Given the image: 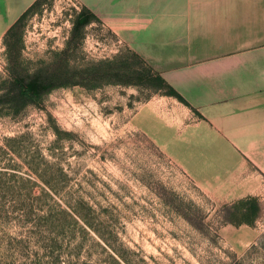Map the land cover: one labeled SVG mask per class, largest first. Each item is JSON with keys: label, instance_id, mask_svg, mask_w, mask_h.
Here are the masks:
<instances>
[{"label": "rangeland", "instance_id": "rangeland-1", "mask_svg": "<svg viewBox=\"0 0 264 264\" xmlns=\"http://www.w3.org/2000/svg\"><path fill=\"white\" fill-rule=\"evenodd\" d=\"M80 11L41 0L0 39V264H264V191L253 226L228 222L177 163L178 99L120 82L145 66L94 19L73 38ZM53 76L37 102L13 84Z\"/></svg>", "mask_w": 264, "mask_h": 264}, {"label": "crops", "instance_id": "crops-1", "mask_svg": "<svg viewBox=\"0 0 264 264\" xmlns=\"http://www.w3.org/2000/svg\"><path fill=\"white\" fill-rule=\"evenodd\" d=\"M37 1L0 0V39ZM75 1L187 103L177 163L222 201L264 191V0Z\"/></svg>", "mask_w": 264, "mask_h": 264}, {"label": "trees", "instance_id": "trees-1", "mask_svg": "<svg viewBox=\"0 0 264 264\" xmlns=\"http://www.w3.org/2000/svg\"><path fill=\"white\" fill-rule=\"evenodd\" d=\"M41 0L35 2L26 12H24L19 20L7 31L6 35H14L15 29L20 25L21 21L31 13L34 8L39 4ZM95 20V16L91 14L86 9H81L79 12L76 21L74 22L73 26V38H77L80 35L81 29L90 24L92 20ZM133 57L137 58L145 67L135 76L127 81H120L125 84H134V85H143L149 86L158 90L164 91L165 95L173 96L179 101L187 104L177 93L176 91L171 88L163 78L153 72L150 66L144 63L135 53H132ZM16 88L19 89V95L28 97L32 101H40L44 95L50 93L52 90L68 86L69 83L66 81L60 80L58 76H53L47 82L43 81L40 77H34L28 81L24 78L15 79L13 83ZM70 214L75 215L77 218L82 219L86 223L90 224V213H91V206L85 201L78 199L76 204L70 208ZM261 211V206L259 200L255 196H247L245 198L239 199L233 202L229 206L228 212V222L233 225L240 226V225H248L253 226L256 219L259 217V213Z\"/></svg>", "mask_w": 264, "mask_h": 264}]
</instances>
